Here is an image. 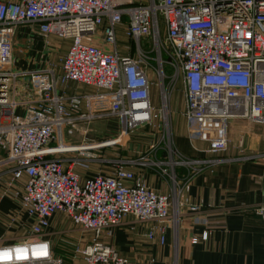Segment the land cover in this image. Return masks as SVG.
Segmentation results:
<instances>
[{"label": "built area", "instance_id": "1", "mask_svg": "<svg viewBox=\"0 0 264 264\" xmlns=\"http://www.w3.org/2000/svg\"><path fill=\"white\" fill-rule=\"evenodd\" d=\"M124 21L127 38L136 44L135 58L92 43L101 28L104 44L115 48V29ZM26 25L43 37L69 41V47L59 74L54 69L32 74L31 91L16 102L13 40ZM68 82L96 91L85 98V112L80 100L56 93ZM176 90L183 97L188 138L206 143L212 155L226 150L230 120L264 123V0H0V178L10 176L3 195L33 219V236H42L51 218L63 214L80 232L73 246L78 264H136L108 243L111 229L128 216L154 223L149 240L157 234L163 245L168 228L176 238L180 208L199 211L180 202L181 194L201 169L220 161L188 159L174 149L169 118ZM109 121L117 132L100 141L84 134L78 144L67 140L68 129L84 126L85 132L94 122ZM141 129L152 133L153 142L136 161L97 156L126 146ZM160 151L164 156L157 158ZM91 161L116 167L83 177L80 172L89 173ZM128 163L158 171L169 193L147 186L125 167ZM176 168L185 170L181 178ZM18 181L21 191L15 188ZM255 214L264 222V206ZM193 223L203 230L191 244L207 242L209 222L195 217ZM0 264H62V259L38 239L0 246Z\"/></svg>", "mask_w": 264, "mask_h": 264}, {"label": "crops", "instance_id": "2", "mask_svg": "<svg viewBox=\"0 0 264 264\" xmlns=\"http://www.w3.org/2000/svg\"><path fill=\"white\" fill-rule=\"evenodd\" d=\"M126 28L125 21L116 26L115 48L104 44L101 28L94 35L92 43L104 51L112 52L115 49L119 56L135 58L136 44L127 38ZM68 47L69 41L58 40L52 36L43 37L35 26L19 27L13 40L12 70L16 78L13 82L12 99L20 102L27 97L31 91L32 74L54 69L58 75L60 60ZM176 91L173 93L180 95V90ZM56 93L67 99L80 100L81 111L85 112V98L94 95L96 91L81 84L68 82L58 87ZM150 93L153 105L158 106L154 100L158 94L156 88L152 87ZM19 109H16V112ZM183 110L181 94L180 109L177 112L180 119L176 124L179 129L177 133H174L172 123L177 114L170 108L169 121L174 149L188 159L220 160L194 175L187 191L181 194L180 202L187 200L189 204L198 206L199 211L193 213L186 207H181L176 238L171 228L166 229L163 245L157 242V234L153 240L147 237V234L154 230L153 222L140 223L131 216L111 229L108 243L120 256L136 264H264V222L255 214L258 206H264V123L243 119L230 120L227 124L226 150L212 155L208 153L206 143L188 138ZM117 129L114 121L94 122L85 132L82 126L75 131L68 129L66 134L69 143L75 145L82 134L90 140L100 141L103 137L116 133ZM144 136L148 139L149 146L153 142V135L151 132H145ZM119 151L125 153H121V156ZM139 151L141 153V149ZM134 153L138 155L139 152L132 150L128 142L122 148L102 151L97 153V156L100 160L118 163L124 158L125 160L121 161H131L126 156ZM163 156L162 151L157 154V158ZM96 165L99 167L94 168ZM101 165L103 163L100 161H91V171L80 174L83 177L92 175L102 169ZM125 167L141 176L147 186L163 194L169 193L167 179L160 176L158 171L133 163H128ZM175 172L181 178L185 170L176 168ZM8 178L9 175L0 178V246L42 239L49 242L54 257L61 258L62 264H78V260L73 259V246L77 244L79 237L71 225L69 229L64 225L69 220L63 214L57 213L51 218L50 227L42 236H33V219L20 210L17 202L3 195ZM22 185L23 181H18L15 188L21 191ZM195 217L206 219L210 224L211 233L207 242L192 245L191 238L203 230V227L193 223ZM67 229L68 231H65ZM63 234L68 237L69 234L76 236L70 237L72 241H66L61 238Z\"/></svg>", "mask_w": 264, "mask_h": 264}, {"label": "rangeland", "instance_id": "3", "mask_svg": "<svg viewBox=\"0 0 264 264\" xmlns=\"http://www.w3.org/2000/svg\"><path fill=\"white\" fill-rule=\"evenodd\" d=\"M167 71V70H166ZM153 79H155V78H153ZM177 92V91H176ZM180 93V92H179ZM156 94V93H155ZM154 94V95H155ZM154 100H155V102L157 103V104H159V98H158V94H156L155 95V97H154ZM180 103H181V93H180V95L178 94V93H172L171 94V104H170V108H171V110H173L176 114H177V112L179 111V109H180ZM18 115H20V116H23L24 115V112H23V110L22 109H19V110H17V112H16ZM180 121V119H179V115L177 114V115H175V117L173 118V120H172V123H173V131H174V133H177L178 132V128L176 127V124L178 123ZM97 126L98 127H100V125L99 124H97ZM145 132H149V130H147V129H141V130H137V131H135V132H133L132 134H131V136H130V141H129V144H130V148L132 149V150H135L136 149V151L137 152H139L140 153V149H141V152H144L145 151V149H147V144H148V139L144 136V134H145ZM125 149V148H124ZM105 151H108V150H106V149H104ZM118 153H125V151H119ZM127 153V152H126ZM139 153H138V155L136 154V153H134V154H131V155H127L126 157L127 158H130L131 160H133V161H136L137 159H139ZM109 155V154H108ZM121 156H122V154H121ZM124 156V155H123ZM110 158H113V157H110ZM117 160L119 161L120 159H118L117 158ZM121 160H125V158L124 159H121ZM120 160V161H121ZM96 167H99L98 165H96L94 168H96ZM101 167H102V169H99V170H102V171H104V172H106V173H110V172H112L114 169H115V167H116V165H113L112 163H110V164H107V163H103V165H101ZM98 170V171H99ZM67 221V220H66ZM66 221H65V223H66ZM64 225H67L66 227H68V229L70 228L69 226L71 225V223L70 222H68L67 221V223L66 224H64ZM73 226L71 225V228H72ZM68 229L67 230H65V231H68ZM70 230H72V229H70ZM73 230H76V232H77V236L78 237H80V232L76 229V228H74L73 227ZM73 236L75 237L76 236V234H73ZM71 234H69V237L67 236V234H63L62 236H61V238L64 240H66V241H72L73 239H71L70 237H73ZM82 243L84 244H87V237H85V240H83L82 241ZM69 246V245H68ZM71 246V245H70ZM68 249H69V247H68Z\"/></svg>", "mask_w": 264, "mask_h": 264}]
</instances>
